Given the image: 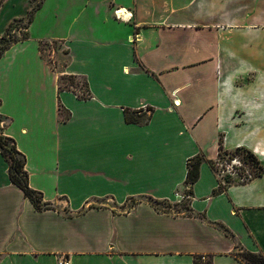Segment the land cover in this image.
Returning <instances> with one entry per match:
<instances>
[{"label":"crops","instance_id":"obj_1","mask_svg":"<svg viewBox=\"0 0 264 264\" xmlns=\"http://www.w3.org/2000/svg\"><path fill=\"white\" fill-rule=\"evenodd\" d=\"M10 1L0 38L33 9L12 0L22 12L6 15ZM40 2L29 38L0 58V133L51 208L11 182L0 152V264H243L237 248L264 254V172L227 185L209 163L222 146L264 168V0ZM42 42L67 52L61 74ZM60 75L85 79L91 98L61 91ZM199 154L192 215L158 210L150 200H186Z\"/></svg>","mask_w":264,"mask_h":264},{"label":"trees","instance_id":"obj_2","mask_svg":"<svg viewBox=\"0 0 264 264\" xmlns=\"http://www.w3.org/2000/svg\"><path fill=\"white\" fill-rule=\"evenodd\" d=\"M5 0H0V8L2 7L3 3ZM42 1V0H41ZM41 2L37 5L34 6L31 12L28 15V22L25 25V29H28L29 25L34 19L35 13L40 7ZM23 19L16 20L13 22L10 27L7 29L6 33L0 38V58L3 56V54L10 49L13 45L17 44L18 42L25 41L29 38L28 32H25L22 36V38H19L16 33L13 34L14 31L17 29L20 30V27L17 29L15 28V23H20L22 22ZM40 49H41V43H40ZM67 53V52H66ZM63 80L68 79L71 81L70 86H75L74 82L76 80H82L84 87H86V96H78L82 100H88L91 98V94L88 88V82L83 79V78H78L75 76H67L64 75ZM60 90L61 91H72L70 88H62L61 85L62 83L60 82ZM78 85V84H77ZM75 93V92H74ZM60 110L63 113V107L60 106ZM140 111H130V110H125V115H126V121L128 123H140L141 121L136 117L137 114H139ZM1 118L0 117V123H1ZM64 120H67V118H64ZM0 152L2 156L6 159V161L9 164V177L11 182L19 187L25 194L27 198L31 200V202L34 204L36 209L38 210H44V209H50L51 207L49 205H46L43 203V197L42 194L34 191L33 189L30 188L29 183H28V174L25 171V164L26 160L23 154H21L16 147L15 141L11 138L5 137L3 134L0 133ZM243 154L245 159L250 158L255 164L256 167H258L259 171L255 174L254 177L260 176L264 172V168L260 165L259 160L257 157L251 153L250 151L246 149H237L234 151V153L226 152L224 151L223 147H220V159L224 155H231L233 154ZM205 156L203 154H199L195 156L194 158L190 159L188 161V174H187V179H186V188H187V193L189 196L192 195V187L193 185L199 180L200 177V166L202 165L203 162H205ZM209 163L214 166L215 162L209 161ZM215 167V166H214ZM216 169V168H215ZM225 183L227 185L233 184L231 178L227 176L225 178ZM222 190H224V186L222 185L219 190H216L214 193H220ZM153 205H165L167 208H177L178 213H185L192 215V209L190 208H184V206H181V204H170L166 202H161V201H155V200H150ZM189 202V201H188ZM183 207V208H181ZM234 257L242 262L243 264H264V254L263 253H252L246 250H243L241 248H237L236 252L234 253ZM194 264H213L211 259H208L206 257V260H203V256L195 257Z\"/></svg>","mask_w":264,"mask_h":264},{"label":"rangeland","instance_id":"obj_3","mask_svg":"<svg viewBox=\"0 0 264 264\" xmlns=\"http://www.w3.org/2000/svg\"><path fill=\"white\" fill-rule=\"evenodd\" d=\"M19 1V0H18ZM33 1V0H32ZM41 0H34L32 3V6H37L39 4ZM27 1H23L22 2V6L25 8ZM16 5V7H14ZM21 4H16L13 3V1L11 0L9 3L6 4V6L4 7L5 10V14H13V13H18V12H22L21 11V6H19ZM17 11V12H16ZM28 18L23 19L22 22L20 23H15V28L17 29L18 27H20L21 32H18V29L16 30V35L19 38H22L23 34L25 32H27V29H25V25L27 24ZM2 21V19L0 18V22ZM13 34H15V32H13ZM1 47V46H0ZM41 52L42 55L44 56V58L48 61V63L55 69L58 71V73L61 74V69H62V65L65 64L64 62V57L63 54L66 53V51L64 50V48L60 45V43L58 42H42L41 43ZM0 54H1V50H0ZM59 59V60H58ZM62 61H61V60ZM64 75H60L59 80L62 83L61 87L62 88H70L71 90H73L75 92L76 95H80V96H86V87H84L83 85V81L82 80H76L74 82L75 86H70L69 84H71V81L68 79L63 80ZM78 84V85H77ZM72 92V91H71ZM4 119H1V124H0V128L3 127L4 125ZM234 153V152H232ZM233 156L237 157V159H239V162L241 163V170L238 171V175L235 176H229L232 180L233 183H243L246 182L247 180L245 178H249L248 173L254 177L255 174L259 171L258 167H256V164L250 159L247 158V160L245 159L244 155L241 154H233ZM231 155H224L222 156V158L215 163V168L216 171L219 173L220 176L223 177L224 182H225V178L228 176V174H224L223 170L225 169L222 167V164L224 165L225 161H230V159H232ZM248 172V173H247ZM243 178V179H242ZM184 195H186V200L181 204V206H184V208H189V195L187 193V189H185L184 191ZM156 206V208L160 211L163 212H170V213H174L177 214L178 213V209L177 208H167L165 207V205H154ZM183 208V207H181ZM63 258H67V257H63ZM69 259V258H67ZM70 260V259H69Z\"/></svg>","mask_w":264,"mask_h":264},{"label":"built area","instance_id":"obj_4","mask_svg":"<svg viewBox=\"0 0 264 264\" xmlns=\"http://www.w3.org/2000/svg\"><path fill=\"white\" fill-rule=\"evenodd\" d=\"M122 10H118L116 11V15H117V18H121L119 16V14H126V12H123ZM16 33V31H14ZM18 32H21V30H18ZM1 124V123H0ZM225 164L223 165L222 164V167L224 168L225 166V169L223 170V173L224 174H228V176H235V175H238V171L241 170V163L239 162V159H237V157L233 156L232 159H230V161H225L224 162ZM248 173V172H247ZM249 177L252 178V176L248 173ZM243 179V178H242ZM246 180H249V178H245ZM203 260L205 261L206 260V257H203ZM59 264H71V261L67 258H60L59 260Z\"/></svg>","mask_w":264,"mask_h":264}]
</instances>
